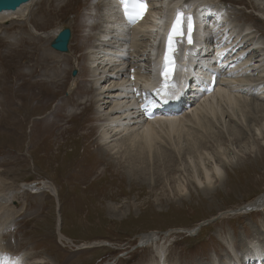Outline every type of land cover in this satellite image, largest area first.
<instances>
[{
	"label": "rangeland",
	"instance_id": "1",
	"mask_svg": "<svg viewBox=\"0 0 264 264\" xmlns=\"http://www.w3.org/2000/svg\"><path fill=\"white\" fill-rule=\"evenodd\" d=\"M94 1L97 2L37 0L27 9L25 20H12L0 27V178L15 190L20 189L21 183L40 185L46 181L58 193L56 196L48 191L26 189L11 200L9 204L15 207V214L8 220L14 221L15 229L6 237L9 240L13 232L18 238H12L10 246L14 251L26 253L25 257L27 253L39 255L49 264H145L154 258V248L141 245L142 237L156 232L162 238L157 241L167 249L169 264H257L254 252L242 249L264 246V210L237 212L264 193V141L247 137L242 128L237 127L228 136L231 127L221 130L206 122L203 127L191 126L173 136L169 145L158 152L160 159L154 156L150 162H137L136 187L131 186L130 175L124 168L117 167L120 174L126 175L124 179L115 177L114 168L104 169L110 161L104 157L99 168L93 167L95 173L86 183L76 182L83 175L79 165L85 163L90 168L97 165L94 161L97 145L92 141L99 135L101 121L91 103L94 93L86 80L89 68L84 54L86 44L93 43V33L87 26L97 21ZM219 1L236 9L227 11L236 28L254 26L264 41V17L258 18L264 15V5L256 0ZM66 24L72 32L70 52L56 53L50 47L54 38L51 34ZM33 27L43 32V36L32 34ZM24 30L33 37L31 46L41 48L34 57L37 68L30 67L28 54L19 63L11 58L9 48L20 50L24 45L21 38L28 36L26 32L23 35ZM29 40L25 39L27 47ZM8 42L15 44L9 46ZM41 50H45L44 56L48 55L44 57L43 72L38 69ZM75 59L78 67L73 64ZM58 65L62 71H57ZM73 71L75 76L71 75ZM72 77H77V83L71 91ZM19 86L29 94L22 111L25 121L12 124L14 119L11 120L6 106L13 104L10 96ZM85 88L89 93L84 92ZM33 93L42 98H31ZM75 100L89 103L76 105ZM258 109L252 110L251 106L246 109V117L255 120L252 124L264 122V117L261 119L264 110ZM17 116L23 118L21 112ZM218 147L228 157L236 155V165L226 167L222 179L209 189L196 186L187 179V174H191L188 157H195V161L198 156L204 157L203 151H215L216 157L221 155ZM178 181L185 184L181 193L176 190ZM119 212L127 215L118 219ZM194 228L198 230L190 233ZM255 238L263 243L258 244ZM8 240H4L5 245H9ZM94 242L98 246L91 245Z\"/></svg>",
	"mask_w": 264,
	"mask_h": 264
},
{
	"label": "bare ground",
	"instance_id": "2",
	"mask_svg": "<svg viewBox=\"0 0 264 264\" xmlns=\"http://www.w3.org/2000/svg\"><path fill=\"white\" fill-rule=\"evenodd\" d=\"M35 1L37 0H32L23 4L17 9L15 8L16 10L11 9L13 11H0V27H2V24L12 20H25L28 16L27 9L35 3ZM116 1L117 0L94 1L97 5V7L94 6L95 9H97V17H95L97 21L95 24L87 26V28L92 31L91 33H93V43L86 44L84 49L86 50L84 52L87 59L86 64L89 68V78L86 77L88 78L86 80L91 83V89L94 93L91 103L94 105L95 112L98 116L97 119L101 121L98 126L99 135L96 140L92 141L97 145L95 149L96 159L94 160L97 165L91 168H99L104 157L110 160L108 162V167L104 169L108 170L114 168L112 172L115 173V177L119 176L124 179L126 175L120 174L118 171L119 168L117 169V167L120 166L121 169L124 168L125 172L130 175L131 186L136 187L137 162H150L153 160L154 156L160 159L162 156L158 152L161 147L169 145L173 136H179L181 133L190 129L191 126H193L192 128L203 127L206 122L219 126L221 130L225 128V126L231 127V130L227 132L228 136H232L234 130L238 127L239 129H244L247 137L254 136L255 139L259 140L261 143L264 141V122L257 121L256 124H252L255 120L252 121L246 117V109L248 106H251L252 110L256 108L259 111L258 107L264 110V41L261 39V34H259V31L255 29L254 26L246 25L245 27L242 26L243 28H236L232 24V19L228 17L227 12L233 7H228L229 9L227 7L221 8L222 6L219 5V0H149V9L143 20L139 24L127 26L120 20V13L115 4ZM256 2L264 5V0H256ZM201 3L204 7H202V12H200L199 17V24L201 27L198 49L200 53H193V55L196 56L191 58L189 64L184 65L186 75L184 76L185 79H183V82L185 84H183L181 94L177 96L174 102L178 104L180 108L167 109L169 107L167 106L165 111L162 112L163 114L159 113L161 116L166 115V117L143 121L138 111H136L137 103L134 99L137 94L134 92L148 91L151 87L155 86V81L153 80L154 70L153 66L150 64L149 55L155 48L154 42L160 35L162 22L168 19L169 13L172 10L182 9L187 12L191 10L192 7L198 8ZM235 10L236 9H232V11ZM263 17L264 15H261L258 18ZM229 26H231V30L230 28L227 29ZM64 27L70 28L67 24L58 27L52 32V37H55L57 32ZM25 32L28 36L21 38V41H24V45L20 50H13L8 47L12 53L11 58L19 63L21 57L23 58L25 54H28L31 57L32 63L30 67L37 68L34 57L41 48L39 49L38 47L31 46L30 41L33 37H29V35L32 33L35 36H43V32H40L36 27H33L31 33L24 30L23 35H25ZM26 38L30 39L27 42L28 47L26 46ZM211 39L215 40L214 46L211 43ZM13 42H8V45L13 46L15 44ZM237 44L240 47L232 54L231 47ZM68 49L67 45V50ZM53 51L56 53L66 52H60L54 49ZM252 51H254L256 55L253 53L254 55L252 54L249 56ZM44 53L45 50H41L39 53L40 58H38V61L40 59L38 69L42 72L43 68H45L44 57L46 58L48 56H44ZM56 53V56H62ZM68 55L71 54L69 53ZM73 64L75 67H78L77 59L74 60ZM216 64H218V67H216ZM60 65L56 66L57 71L58 69L62 71ZM125 65H130L131 68L134 69V74L132 76L126 73L129 66L126 67ZM209 70H213V73L216 70L220 73V77L218 78L215 93L213 95L204 96V92L200 89V85L203 84L204 76ZM71 75L75 76L76 74L73 75L72 73ZM76 80L77 77H72L69 90L72 91L73 88L76 87ZM16 84L15 82L12 86ZM23 84L25 85V80L22 81V86ZM180 85L181 83H178L173 88L175 94ZM84 92L89 93V89L85 88ZM28 96L29 94L20 86L14 91L13 96H10L13 104L10 103L9 106L12 107L15 105V107L10 108L6 106V108L10 110L11 120L14 119L12 120V124H15L16 121L20 123L21 120L25 119L22 111L27 104L26 101ZM182 96L187 104H183L182 101H179L178 98ZM37 97L42 98L39 96V93H33L31 98L34 99ZM82 101L83 100H75L74 104H83L87 106L89 103L87 102L86 104V101ZM189 108L190 112H186ZM180 109H182L183 112L180 113ZM20 112L23 118L17 116ZM70 115L68 117H70ZM263 117L264 116H261V119H263ZM6 124H8V122H6ZM58 126L61 125L58 124ZM13 128H15V126ZM218 149L221 155H217L216 157L215 155L217 152L215 151L213 153L203 151L202 155L204 157L198 156L195 161V157H188V159L191 160V174H187V179L192 180L196 186L205 187V189H209L217 180L220 181L224 176L225 168L236 165L234 164L236 162V155L228 157L225 155L224 149L221 150V147H218ZM236 154L240 156V153L236 152ZM204 158L207 159L206 163L204 162L206 161ZM91 168L85 163L79 165L78 170H81L83 175L81 178L77 177L76 182L78 184L85 182L95 173V169L93 168L91 170ZM95 179L96 178L93 180ZM112 182H114V180ZM6 183V180L0 178V264H49L39 255L32 256L27 253V257H25L26 253L22 254L19 253L18 250L14 251L10 246V240L14 237L18 238V236L14 235L12 232L13 237H9V240L7 239L8 237H6L11 234L10 230L15 229L12 228L14 221L9 223L8 220L11 214H15V207L10 206L9 203L12 199L18 198L20 193L24 192L26 189L31 192L48 191L50 194L56 193V196H58L57 189L52 183L46 181H42L40 185L21 183L20 189L17 190ZM176 190L177 193L183 192L185 190V184H183L182 181H178ZM261 203L262 205L255 207ZM243 207L246 209L254 208L251 211L264 210V193L257 196V198L251 202H247ZM21 211H23V208ZM237 213L244 214L246 211L240 210V212ZM117 214L116 216L118 219L124 215L123 212ZM57 221L56 226L58 227L60 219ZM197 230L198 228H194L190 233ZM59 231L60 229H57V234L60 237L61 233ZM142 238L143 242H141V245L147 247L153 246L154 248V258L145 264L170 263L167 260L168 257H166V254L168 256L167 249L163 244L157 241L158 239L161 241V236L153 232L152 235H147ZM5 239L8 240L7 242L9 245H5ZM255 239L257 243H263L260 238ZM97 243L98 242H94L91 243V245L98 246ZM262 245H264V243ZM242 251H253L257 264H264V246L258 248L256 245H252L246 249H242ZM172 264L177 263L175 262Z\"/></svg>",
	"mask_w": 264,
	"mask_h": 264
},
{
	"label": "snow or ice",
	"instance_id": "3",
	"mask_svg": "<svg viewBox=\"0 0 264 264\" xmlns=\"http://www.w3.org/2000/svg\"><path fill=\"white\" fill-rule=\"evenodd\" d=\"M122 9L123 16L127 23L132 26L139 23L147 11V0H117ZM186 23V31L185 25ZM193 18L191 15L185 16L183 12L177 11L171 23L166 38V48L163 56V66L160 75L163 77L162 86L156 89L157 93L167 97L174 95L171 89L175 87L172 81V71L174 67V57L177 53V45L182 43L185 35L189 45L193 43Z\"/></svg>",
	"mask_w": 264,
	"mask_h": 264
},
{
	"label": "water",
	"instance_id": "4",
	"mask_svg": "<svg viewBox=\"0 0 264 264\" xmlns=\"http://www.w3.org/2000/svg\"><path fill=\"white\" fill-rule=\"evenodd\" d=\"M31 0H0V11L2 10H11V9H15L16 7H18L21 3H27ZM220 6L225 7V3L221 2L219 3ZM70 36H71V31L70 28L68 27H64L57 35L56 37L53 39L52 43L50 44L51 48L59 50V51H66L67 50V44L70 40ZM73 75L75 74V71L72 72ZM254 200V199H253ZM262 205L259 204L255 207H258ZM254 208H240L239 210L241 211H246L249 212Z\"/></svg>",
	"mask_w": 264,
	"mask_h": 264
}]
</instances>
